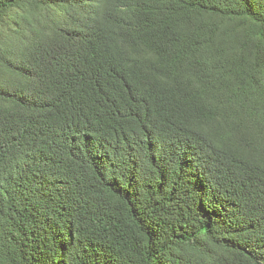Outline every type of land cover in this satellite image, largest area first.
<instances>
[{"label":"trees","instance_id":"16d2710c","mask_svg":"<svg viewBox=\"0 0 264 264\" xmlns=\"http://www.w3.org/2000/svg\"><path fill=\"white\" fill-rule=\"evenodd\" d=\"M0 264H264V0H0Z\"/></svg>","mask_w":264,"mask_h":264}]
</instances>
